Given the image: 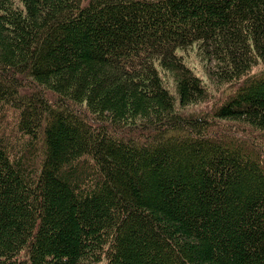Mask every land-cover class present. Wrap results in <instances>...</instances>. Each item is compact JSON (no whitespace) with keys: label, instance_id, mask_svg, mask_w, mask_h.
<instances>
[{"label":"trees","instance_id":"trees-1","mask_svg":"<svg viewBox=\"0 0 264 264\" xmlns=\"http://www.w3.org/2000/svg\"><path fill=\"white\" fill-rule=\"evenodd\" d=\"M263 142L264 0H0V264H264Z\"/></svg>","mask_w":264,"mask_h":264},{"label":"rangeland","instance_id":"rangeland-1","mask_svg":"<svg viewBox=\"0 0 264 264\" xmlns=\"http://www.w3.org/2000/svg\"><path fill=\"white\" fill-rule=\"evenodd\" d=\"M15 4L18 5L16 1ZM183 59L187 64V66L190 67V69L194 72V74L201 80V82L206 87H208L211 95V97L205 100V102L199 103L198 105L195 106H189L188 108L183 109V111L184 113L205 114L209 112L210 109L214 105H216V103L223 97V92L220 95L221 89H215L213 85L208 84V81L205 78L203 68L192 52H187L186 54H184ZM160 76L163 84L170 90V92H173L174 85L171 78L168 75L162 73H160ZM211 130L215 134H218L220 136L227 135L233 138L235 137L238 139L245 140L247 142L252 141V139L257 140L256 138L258 137L256 133L249 132L247 128L240 129L238 127H234L233 124L223 123V122L216 123V125L212 127ZM262 144L264 147V142Z\"/></svg>","mask_w":264,"mask_h":264}]
</instances>
